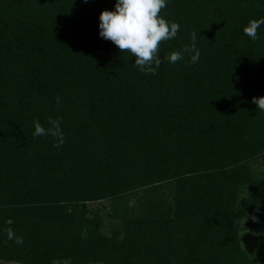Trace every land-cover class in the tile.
<instances>
[{
    "label": "trees",
    "instance_id": "trees-1",
    "mask_svg": "<svg viewBox=\"0 0 264 264\" xmlns=\"http://www.w3.org/2000/svg\"><path fill=\"white\" fill-rule=\"evenodd\" d=\"M115 5L0 0V263L264 264L238 223L264 224V25L236 33L264 0H165L180 29L156 75L100 36ZM193 31L199 62L165 60ZM49 116L59 149L32 135Z\"/></svg>",
    "mask_w": 264,
    "mask_h": 264
},
{
    "label": "clouds",
    "instance_id": "clouds-1",
    "mask_svg": "<svg viewBox=\"0 0 264 264\" xmlns=\"http://www.w3.org/2000/svg\"><path fill=\"white\" fill-rule=\"evenodd\" d=\"M165 7V0H117L114 10H103L100 14V36L114 42L120 52H128L136 57L134 66L145 74H157V69L163 62L158 54L162 41H168L177 36L180 25L176 22L166 21L160 16ZM264 25V18L250 20L244 28V34L253 41L258 39L257 30ZM197 32L190 33L191 41L185 44L180 51L171 52L164 59L169 63L183 60L187 54L189 59L186 65L199 62L200 49L197 44ZM57 104L60 97H56ZM260 111H264V96L252 98ZM61 117L47 118L48 127L41 125L38 119L33 120V138L38 136H51L54 138L53 147L59 149L65 143V136L61 129ZM246 219L244 216L243 222ZM253 221H257L255 215ZM14 221L9 218L5 221L9 227L4 228L7 239L17 245L23 244V237L17 236L10 227Z\"/></svg>",
    "mask_w": 264,
    "mask_h": 264
},
{
    "label": "rangeland",
    "instance_id": "rangeland-1",
    "mask_svg": "<svg viewBox=\"0 0 264 264\" xmlns=\"http://www.w3.org/2000/svg\"><path fill=\"white\" fill-rule=\"evenodd\" d=\"M117 3V0H114ZM237 35L243 36L244 35V28L241 29L240 27L236 30ZM124 110V108L122 107ZM218 138L222 141L225 134H221L218 132ZM253 167L250 166V169H252L254 175H258L263 169V162L261 160H256L253 162ZM241 194L246 195L249 197L250 193H246L243 191ZM96 205V203H93ZM246 217V216H245ZM244 216L240 217L238 219V223L240 226V244L241 247L246 250L247 254L254 258V259H260L262 255H264V224H257L252 219H249L246 217V219L243 222ZM105 231L110 232L108 228H105ZM69 259H65L63 261H57L55 264H70ZM0 264H21L19 261L16 260H4L1 261Z\"/></svg>",
    "mask_w": 264,
    "mask_h": 264
}]
</instances>
